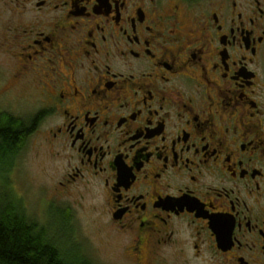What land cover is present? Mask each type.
<instances>
[{
	"label": "flooded vegetation",
	"instance_id": "af4514ba",
	"mask_svg": "<svg viewBox=\"0 0 264 264\" xmlns=\"http://www.w3.org/2000/svg\"><path fill=\"white\" fill-rule=\"evenodd\" d=\"M0 67L126 262L264 264V0H0Z\"/></svg>",
	"mask_w": 264,
	"mask_h": 264
},
{
	"label": "rangeland",
	"instance_id": "374dc122",
	"mask_svg": "<svg viewBox=\"0 0 264 264\" xmlns=\"http://www.w3.org/2000/svg\"><path fill=\"white\" fill-rule=\"evenodd\" d=\"M0 87L7 70L0 67ZM6 106L12 116L29 121L39 110L40 103L29 89L23 97L7 95ZM40 122V121H39ZM36 129L23 142L14 168L6 180L15 197L21 199L26 211L37 222L50 228L51 236L69 252L78 245L93 264H129L121 255L120 246L104 218L96 211L94 195L89 191L74 192L63 197L57 187L61 177V161L43 140V129ZM8 189L0 179V196ZM67 209H69L67 211ZM63 213V214H62ZM68 216L65 226L60 216Z\"/></svg>",
	"mask_w": 264,
	"mask_h": 264
},
{
	"label": "trees",
	"instance_id": "16d2710c",
	"mask_svg": "<svg viewBox=\"0 0 264 264\" xmlns=\"http://www.w3.org/2000/svg\"><path fill=\"white\" fill-rule=\"evenodd\" d=\"M38 118L26 121L0 113V179L8 187L0 196V264H93L78 245L69 252L62 249L51 236L50 228L29 216L23 201L14 196L6 183L23 142L39 123ZM60 217L66 226L69 217Z\"/></svg>",
	"mask_w": 264,
	"mask_h": 264
}]
</instances>
